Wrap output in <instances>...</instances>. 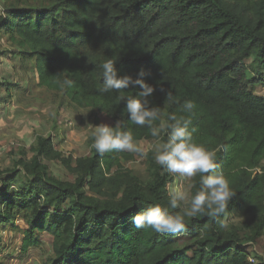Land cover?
Listing matches in <instances>:
<instances>
[{"label":"trees","instance_id":"1","mask_svg":"<svg viewBox=\"0 0 264 264\" xmlns=\"http://www.w3.org/2000/svg\"><path fill=\"white\" fill-rule=\"evenodd\" d=\"M0 9V35L33 59L37 86L93 112L99 126L120 122L135 142L153 141L151 130L132 124L126 112L127 99L137 98L140 88L101 94L109 60L118 78L151 74L144 81L155 89L150 107L163 114L156 127L173 123V115L188 118L183 105L194 103L193 142L216 152L217 168L235 194L226 216L250 218L246 240L256 242L264 231V98L252 88L264 87V0H0ZM249 59L259 64L252 73ZM65 79L74 87L62 89L57 81ZM33 151L29 162L0 170V226L24 224L23 254L48 236L51 255L43 264L252 261L238 230L207 215L185 217L186 230L176 235L135 228L132 219L154 206L182 214L170 209L171 178L153 153L142 181L123 169L133 159L127 152L101 157L92 147L73 162L42 137ZM45 162L60 163L73 183L50 176ZM204 178L191 180L190 199Z\"/></svg>","mask_w":264,"mask_h":264},{"label":"rangeland","instance_id":"2","mask_svg":"<svg viewBox=\"0 0 264 264\" xmlns=\"http://www.w3.org/2000/svg\"><path fill=\"white\" fill-rule=\"evenodd\" d=\"M1 12V9H0ZM259 65V64H258ZM255 59L246 61L250 73L259 68ZM259 72L264 74V65ZM255 73V72H254ZM253 73V74H254ZM6 85H9L6 87ZM255 95L264 98V87L252 88ZM95 115L89 110L79 109L66 100L61 93L37 86L34 61L28 55L20 54L7 37L0 35V170L15 168L17 162H29L34 156L33 147L37 138H48L53 148L64 158L76 159L89 156L93 147V133L99 125ZM147 154L156 156L153 141L137 142ZM133 156L132 161L122 163L140 180L148 179L147 156ZM49 175L62 182L73 183L75 177L69 174L58 162H45ZM264 167V165H263ZM18 169V168H17ZM170 186L182 185L189 195L191 181L169 175ZM169 195V192H168ZM181 205V209L184 208ZM181 209H178L181 212ZM182 213V212H181ZM237 229L242 244H248L249 254L254 264H264V231L255 243H247V225L250 218L242 215H228L223 220ZM25 226L16 221L10 226H0V264H43L51 255L52 240L42 236L40 246L28 253L21 252L22 232Z\"/></svg>","mask_w":264,"mask_h":264},{"label":"clouds","instance_id":"3","mask_svg":"<svg viewBox=\"0 0 264 264\" xmlns=\"http://www.w3.org/2000/svg\"><path fill=\"white\" fill-rule=\"evenodd\" d=\"M115 62L109 60L103 64V87L101 94L110 92H125L130 87H138L142 91L137 98L127 99L126 112L130 116L132 124L139 128H149L153 137L154 150L156 152L155 162L164 169L167 174L179 177L182 180H194L197 176L205 177L201 180V190L191 199L189 203L188 192L182 185L169 187L170 209L175 211L181 209L182 214L172 215L169 208L154 206L143 213L135 216L132 223L137 230L152 229L158 235H176L186 230L185 217L207 215L219 222L221 228L226 229L227 224L220 221V217L227 214L228 205L235 194L230 190V185L223 171L218 170L216 164V152L209 151L204 146H198L193 142V132L189 131L192 125V116L196 105L187 102L182 111L188 114L184 116H170L173 123H161L155 126L156 121L162 119L159 108L150 107L149 97L153 96L155 89L145 83L150 73L141 71L135 80L129 76L118 78L114 67ZM62 89L74 87L72 81L65 79L62 83L57 81ZM124 100V97H120ZM167 99L172 96L168 92ZM123 125L119 122L113 127L100 125L95 127L93 133L95 151L103 157L111 152H127L141 158L147 156V151L134 141L131 131H122ZM167 135V142H161V135ZM254 264V261H250Z\"/></svg>","mask_w":264,"mask_h":264}]
</instances>
